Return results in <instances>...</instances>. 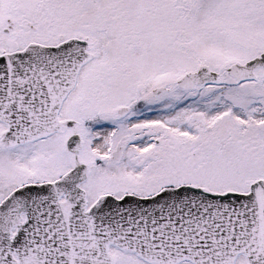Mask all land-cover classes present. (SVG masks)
Returning <instances> with one entry per match:
<instances>
[{"label": "snow or ice", "instance_id": "1", "mask_svg": "<svg viewBox=\"0 0 264 264\" xmlns=\"http://www.w3.org/2000/svg\"><path fill=\"white\" fill-rule=\"evenodd\" d=\"M0 264H264V0H0Z\"/></svg>", "mask_w": 264, "mask_h": 264}]
</instances>
